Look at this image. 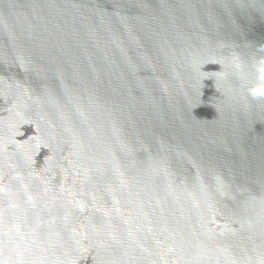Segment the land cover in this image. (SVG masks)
Listing matches in <instances>:
<instances>
[{"label":"water","instance_id":"1","mask_svg":"<svg viewBox=\"0 0 264 264\" xmlns=\"http://www.w3.org/2000/svg\"><path fill=\"white\" fill-rule=\"evenodd\" d=\"M0 264H264V0H0Z\"/></svg>","mask_w":264,"mask_h":264}]
</instances>
